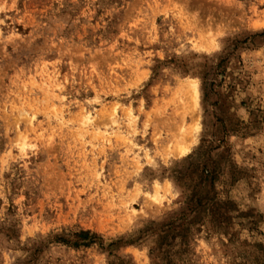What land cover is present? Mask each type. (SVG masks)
I'll return each mask as SVG.
<instances>
[{
  "label": "rangeland",
  "instance_id": "374dc122",
  "mask_svg": "<svg viewBox=\"0 0 264 264\" xmlns=\"http://www.w3.org/2000/svg\"><path fill=\"white\" fill-rule=\"evenodd\" d=\"M0 264H264V0H0Z\"/></svg>",
  "mask_w": 264,
  "mask_h": 264
},
{
  "label": "trees",
  "instance_id": "16d2710c",
  "mask_svg": "<svg viewBox=\"0 0 264 264\" xmlns=\"http://www.w3.org/2000/svg\"><path fill=\"white\" fill-rule=\"evenodd\" d=\"M75 241L68 240L66 238H56V242L60 244H65L72 246L74 248L90 247L97 244L100 240H102L98 235L90 232V231H80L73 235Z\"/></svg>",
  "mask_w": 264,
  "mask_h": 264
},
{
  "label": "bare ground",
  "instance_id": "6f19581e",
  "mask_svg": "<svg viewBox=\"0 0 264 264\" xmlns=\"http://www.w3.org/2000/svg\"><path fill=\"white\" fill-rule=\"evenodd\" d=\"M195 95H196V90H195Z\"/></svg>",
  "mask_w": 264,
  "mask_h": 264
}]
</instances>
